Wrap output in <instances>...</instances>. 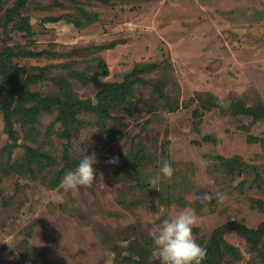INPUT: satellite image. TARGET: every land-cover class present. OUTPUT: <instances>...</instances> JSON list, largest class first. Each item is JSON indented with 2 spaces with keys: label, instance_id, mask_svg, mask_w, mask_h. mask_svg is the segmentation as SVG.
<instances>
[{
  "label": "rangeland",
  "instance_id": "obj_1",
  "mask_svg": "<svg viewBox=\"0 0 264 264\" xmlns=\"http://www.w3.org/2000/svg\"><path fill=\"white\" fill-rule=\"evenodd\" d=\"M20 1H0V55L12 56L21 87L7 93L0 75L16 133L0 105V264H108L110 252L113 264L155 260L152 228L185 209L199 216L202 247L231 221L262 225L264 0ZM146 63L157 67L135 75ZM126 78L127 107L110 119L74 112L66 130L61 99L98 104L105 82ZM31 149L51 165H29ZM81 149L97 154V179L65 194L60 182ZM164 161L173 178L150 184ZM217 190L224 203L195 199ZM225 239L240 264H264V240L254 246L238 229Z\"/></svg>",
  "mask_w": 264,
  "mask_h": 264
},
{
  "label": "trees",
  "instance_id": "obj_2",
  "mask_svg": "<svg viewBox=\"0 0 264 264\" xmlns=\"http://www.w3.org/2000/svg\"><path fill=\"white\" fill-rule=\"evenodd\" d=\"M1 1V0H0ZM58 5H61L58 0H54ZM70 1H81V0H70ZM93 0H90L92 2ZM103 3L106 2V0H99ZM26 5V0L20 1L18 7L22 8ZM18 8V9H19ZM18 10L15 8H12L7 12L6 20L10 21L11 18L18 15ZM59 17H50L47 19V21H56L59 20ZM75 21V20H74ZM27 23V21L25 20ZM79 24V20L75 21ZM119 42L115 41L110 44L99 46V48H114ZM12 59V56L10 54H7L4 56V54L0 55V75L2 78L5 79V88L6 92L10 93L12 90L20 91V84L18 82V71L12 66V63H9V60ZM103 69H107L106 63H103ZM157 67L156 63H146L144 65L136 66L134 69L135 75L148 73L152 70H154ZM83 82H86V77L84 75L78 74L77 75ZM131 83H129L128 78L121 82H113V81H107L105 82L100 90L97 93V99L98 104H94L91 100L89 101H72L65 99L60 101V105L63 107V115L60 116L62 123H64V126L66 130L68 129L70 125V121L72 120V114L74 112L80 111L82 109L85 110H91L92 112H97L100 114L101 119H110L112 118L111 112L113 110H121L125 107H127L128 98H130L132 93L131 92ZM14 93V92H12ZM6 101L3 100L2 104L4 105ZM10 104V102H8ZM7 102L5 103L7 106L9 105ZM1 101L0 105L2 106ZM7 106H2L3 111L5 114L6 123L9 129V132L13 136L16 134L14 130L12 129V111L7 108ZM264 113V112H263ZM34 115L33 109L29 108L26 110L25 118L26 120H32ZM28 118V119H27ZM25 121V119L23 120ZM15 139V138H14ZM32 153L29 155V165L31 163H42L46 164V166H50L52 163V160H50V156H48L45 153H39L40 151H37L36 149H31ZM67 160V158H66ZM68 162V160H67ZM66 168V167H65ZM64 168V169H65ZM64 169H61L59 172L62 173ZM232 229H238L240 230L248 239L250 243H252L254 246H258L260 243L264 240V222L262 225L257 228H248L245 225L239 224L235 221H231L216 230L213 231L212 236L208 243L205 245V248L207 250V258L202 262V264H222L225 256L228 254L230 257L226 260L225 264H240V252L234 248L231 245H228L225 235L229 230ZM160 264V260H138L133 259L132 257L125 256L123 257L117 264Z\"/></svg>",
  "mask_w": 264,
  "mask_h": 264
},
{
  "label": "clouds",
  "instance_id": "obj_3",
  "mask_svg": "<svg viewBox=\"0 0 264 264\" xmlns=\"http://www.w3.org/2000/svg\"><path fill=\"white\" fill-rule=\"evenodd\" d=\"M83 157L79 164L68 171L59 187L65 194L76 193L81 188H91L97 179L94 165L98 163L97 154H85L86 149L82 150ZM119 158L112 157L108 160L109 164H118ZM175 169L168 161H164L159 172L150 178L149 183L158 184L161 179L171 180ZM201 204L211 202L215 199L218 203H224L227 193L217 190L215 192L202 191L195 196ZM199 216L194 209H185L173 215L167 213L159 224L151 230V238L154 245V254L158 255L160 264H202L207 258V250L197 243L193 234V229L198 226ZM110 259L108 264H113L115 253H108Z\"/></svg>",
  "mask_w": 264,
  "mask_h": 264
},
{
  "label": "water",
  "instance_id": "obj_4",
  "mask_svg": "<svg viewBox=\"0 0 264 264\" xmlns=\"http://www.w3.org/2000/svg\"><path fill=\"white\" fill-rule=\"evenodd\" d=\"M224 106L226 107V109H228L230 107V102L224 103Z\"/></svg>",
  "mask_w": 264,
  "mask_h": 264
}]
</instances>
